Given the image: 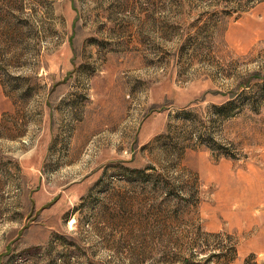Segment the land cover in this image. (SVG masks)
Listing matches in <instances>:
<instances>
[{"label":"rangeland","instance_id":"1","mask_svg":"<svg viewBox=\"0 0 264 264\" xmlns=\"http://www.w3.org/2000/svg\"><path fill=\"white\" fill-rule=\"evenodd\" d=\"M12 1L0 264H264V0Z\"/></svg>","mask_w":264,"mask_h":264},{"label":"trees","instance_id":"2","mask_svg":"<svg viewBox=\"0 0 264 264\" xmlns=\"http://www.w3.org/2000/svg\"><path fill=\"white\" fill-rule=\"evenodd\" d=\"M15 2L17 3L18 0H15L14 2L12 1V4H10L11 6H8V8H7V7H6V8L9 10L8 12H10L11 14H13V17L16 19V18H17V13H19V12L22 11V10H21L20 7H16V6H15V4H16ZM21 2H22V1H21ZM3 11H4V9H3V8H0V13H2ZM15 14H16V15H15ZM13 43H14L15 46L18 45V44H19V45L22 44V43L19 42V41H18V42L14 41ZM0 68H1V66H0Z\"/></svg>","mask_w":264,"mask_h":264}]
</instances>
